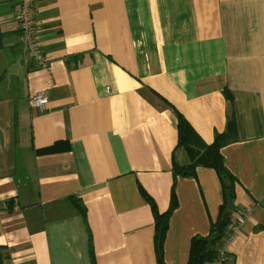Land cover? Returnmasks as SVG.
Segmentation results:
<instances>
[{
  "label": "crops",
  "instance_id": "0c3cea01",
  "mask_svg": "<svg viewBox=\"0 0 264 264\" xmlns=\"http://www.w3.org/2000/svg\"><path fill=\"white\" fill-rule=\"evenodd\" d=\"M15 1L0 0L2 262L157 264L142 186L161 213L174 191L164 260L187 264L224 195L214 168L180 171L195 159L179 114L202 153L235 113L228 228L246 217L207 264H264V0H36L45 67L23 60Z\"/></svg>",
  "mask_w": 264,
  "mask_h": 264
},
{
  "label": "trees",
  "instance_id": "16d2710c",
  "mask_svg": "<svg viewBox=\"0 0 264 264\" xmlns=\"http://www.w3.org/2000/svg\"><path fill=\"white\" fill-rule=\"evenodd\" d=\"M224 94L228 100H230L231 102L233 101V95L228 89H225ZM178 132V145L187 147L191 151L193 159H195L192 165L180 168L182 174L191 175L195 166L198 164L209 166L216 170L223 187L224 201L220 208L218 220L211 225L210 232L206 236L196 235L191 239L190 254L187 264H207L219 258L220 250L224 248L226 239L231 233L228 225L232 222V213L234 211V208L227 218L223 232L219 233L216 230L218 222L227 211V193L230 192L232 199H234V185L236 182L235 177L225 166L224 159L220 150L223 146L238 139V124L236 121L235 113H233L231 116L229 115L227 128L225 129V131L217 133L214 141L210 145L203 146L204 148L201 147L203 148L202 153H200V149L196 148V145H194L196 139L193 128L191 127L189 122L180 114L178 121ZM139 188L142 196L149 202L155 219L154 242L157 264H166L164 260V241L167 230L169 228V220L171 214L178 205L176 195L173 191L169 209L161 213L158 211L154 199L145 191L142 186H139ZM1 249L2 248L0 247V264H4L1 259Z\"/></svg>",
  "mask_w": 264,
  "mask_h": 264
},
{
  "label": "built area",
  "instance_id": "2783aa9c",
  "mask_svg": "<svg viewBox=\"0 0 264 264\" xmlns=\"http://www.w3.org/2000/svg\"><path fill=\"white\" fill-rule=\"evenodd\" d=\"M36 0H16L14 4V18L19 28L18 42L20 44L23 60L27 66L45 67L48 60L45 56V50L41 44V29L38 20L35 17ZM31 107L43 111L48 103V97L45 92L39 91L31 94L29 97ZM246 213H237L235 223L232 225L231 233L226 242L233 237L244 222ZM226 251L220 250L219 259L224 261Z\"/></svg>",
  "mask_w": 264,
  "mask_h": 264
},
{
  "label": "water",
  "instance_id": "95a60500",
  "mask_svg": "<svg viewBox=\"0 0 264 264\" xmlns=\"http://www.w3.org/2000/svg\"><path fill=\"white\" fill-rule=\"evenodd\" d=\"M233 208H234L233 199H232L231 193L228 192L227 193V211L224 213L223 217L221 218V220L218 222L216 226V230L219 233L223 232L227 218L229 217L230 212L233 210Z\"/></svg>",
  "mask_w": 264,
  "mask_h": 264
}]
</instances>
